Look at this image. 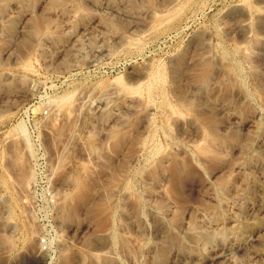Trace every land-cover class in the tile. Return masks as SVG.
Masks as SVG:
<instances>
[{"label": "rangeland", "instance_id": "1", "mask_svg": "<svg viewBox=\"0 0 264 264\" xmlns=\"http://www.w3.org/2000/svg\"><path fill=\"white\" fill-rule=\"evenodd\" d=\"M0 79V264H264V0H1Z\"/></svg>", "mask_w": 264, "mask_h": 264}, {"label": "bare ground", "instance_id": "2", "mask_svg": "<svg viewBox=\"0 0 264 264\" xmlns=\"http://www.w3.org/2000/svg\"><path fill=\"white\" fill-rule=\"evenodd\" d=\"M0 1H1V0H0ZM2 1H3V0H2ZM4 1H5V0H4ZM9 4H10V3H9ZM47 37H48V36H47ZM7 74H8V73H7ZM0 80H1V79H0ZM206 81H207V80H206ZM230 109H231V108H230ZM230 109H229V110H230ZM211 130H212V129H211Z\"/></svg>", "mask_w": 264, "mask_h": 264}]
</instances>
